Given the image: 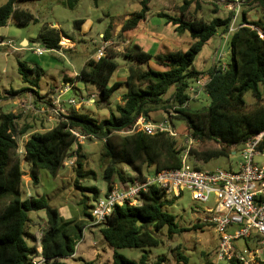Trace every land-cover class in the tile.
<instances>
[{
    "label": "trees",
    "instance_id": "obj_1",
    "mask_svg": "<svg viewBox=\"0 0 264 264\" xmlns=\"http://www.w3.org/2000/svg\"><path fill=\"white\" fill-rule=\"evenodd\" d=\"M34 1L38 0H8L0 6V28L6 27L10 21L17 26L36 22L34 15L21 6ZM59 2L65 8L74 10L81 0ZM149 4L150 0H141V10L129 16L122 26L121 35L136 30L141 22L147 20ZM192 6H197V10H192ZM245 6H256L264 11V0H247ZM200 9L198 1L184 0L177 13L158 15L178 35L189 33L194 42L185 52L151 53L134 44L126 48L124 53L117 54L107 47L104 57L98 60L90 58L76 76L68 77L65 74L58 89L50 88L52 96L46 97L39 92L45 71L39 66L30 68L26 62H19L20 75L32 86V89L25 91L33 94L37 107L39 104L45 105L43 109L49 111L53 108L55 95L68 84L74 89L77 84L96 86L102 104H109L112 95L122 86L126 87V93L122 96L123 103L117 106L116 114L112 113L107 120L98 121L72 108L57 116L55 125L44 132L37 131L30 124L21 126V116L16 113H0V264H31L33 258L39 256V249L42 250L41 257L45 264H66L64 261L72 259L77 244L83 240L91 213L85 212L87 220H66L44 198L22 199L23 164L29 166L31 182L38 185L42 170L54 177L59 174L66 161L72 157L70 152L74 145H77L73 161L74 171L78 175L77 185L79 179L94 176L92 172L83 170L82 145L77 142L72 131H78L88 140L104 141L102 168L108 183L107 192L114 187L115 177H118L121 187H127L134 179L144 178V169L150 172V168H154L161 172L181 167L178 139L164 134H124L140 116L151 118L153 113L164 112L170 115L171 120L183 121L185 131L194 140L203 145L211 142L218 144L219 148L193 149L190 152L191 165L197 170L199 168L194 161L207 164L215 159L229 158L231 148L242 146L264 133V22H249L244 12L242 24L229 40L231 62L224 66L214 65L202 73L194 68L198 54L220 29L223 35L229 33L232 16L226 19L215 17L207 22L199 16ZM83 24L82 20L76 21L75 27L80 29ZM112 28L110 25L101 34L103 40L108 41ZM64 38L68 39L53 27L43 29L38 35V40L46 50L56 52L63 49L61 42ZM119 56L128 62L127 77L123 83L116 81L111 84L119 68L115 61ZM151 62L163 71L142 67ZM200 77L209 78L204 93L209 97L210 105L192 109L189 103L194 98L189 90ZM172 87H175L174 93L164 100ZM248 93L254 98L251 110H246L248 105L245 95ZM8 94L17 96L20 92L11 91ZM171 111L174 116H171ZM22 138L26 140L23 141V153L20 154ZM260 149H264V138ZM119 165L129 166L134 177L128 179L117 169ZM87 190L92 193L94 201L102 195L95 187ZM179 198L169 199L162 190L151 188L142 195L140 205L115 208L106 223L98 226L104 241L113 250V264H149L147 256L134 262L119 254L118 250L158 247L162 244L164 231H167L170 239L188 231L180 228L175 217L164 211V207L173 205ZM85 203V200L81 202L83 205ZM42 210L46 211L47 221L38 238L30 235L26 228L31 222L29 213ZM28 238L32 240L31 245L27 242ZM175 250L178 264H188V258L179 251V247ZM162 262L160 259L155 264ZM227 264L240 263L233 259Z\"/></svg>",
    "mask_w": 264,
    "mask_h": 264
},
{
    "label": "rangeland",
    "instance_id": "obj_2",
    "mask_svg": "<svg viewBox=\"0 0 264 264\" xmlns=\"http://www.w3.org/2000/svg\"><path fill=\"white\" fill-rule=\"evenodd\" d=\"M7 1L0 0V6H3ZM183 1L150 0V12L147 20L141 22L136 30L122 35L121 29L125 21L129 19L130 15L141 10V0H81L74 10L62 6L59 0H38L21 4L24 9L29 10L34 15L36 22H32L28 26H17L10 21L6 27L0 28V113H16L21 116L19 122L21 126L30 124L40 132L47 131L55 125L50 118L54 114L52 112L42 114L41 110L45 105L39 104L37 107L33 94L25 91L32 89V86L29 82H25L20 75L19 62H26L30 68L39 66L45 71L39 92L48 97L53 95L49 91L50 88L58 89L62 85L65 74L79 73L90 58L96 59L98 49L102 46H107L117 54L124 53L126 48L134 44L140 45L145 51L151 53L185 52L190 44L194 42L189 33L178 35L171 26L165 24L164 19L158 16L160 13L168 15L177 13ZM194 1L199 2L201 9L198 10V14L207 22L212 21L215 17L226 19L232 15V12L225 7V3L220 0ZM228 1L237 2L236 0ZM195 7L192 6L191 9L195 10ZM243 9L242 12L241 9L239 11L237 22L234 25L235 28L242 24L244 12L249 22H264V11L261 8L245 6ZM79 20L84 21L80 29L75 27V22ZM110 25L113 26L112 32L108 41H105L102 39L101 34H104ZM47 27L57 28L68 38L62 40L61 46L64 48L59 52L46 50L38 40L39 33ZM221 34L222 30L220 29L198 54L194 62V68L197 71L206 73L212 68V62L215 59L216 66H224L231 62V55L229 54L231 35H226L227 39L225 41L221 40ZM25 41L29 42V46L24 43ZM67 42L72 44L71 47ZM37 48L44 50L42 56L34 53V49ZM115 61L119 68L114 74L111 84L116 81L123 83L127 77L128 62L121 56L117 57ZM142 67L163 71L153 62L144 64ZM192 86L195 87V83H192ZM11 91H18L20 94L11 96L8 94ZM174 91L175 87H172L164 96V100L169 99ZM125 93L126 87L122 86L112 95L109 104H102L96 86L88 85L86 89H80L76 85V88L65 94L63 99L67 110L73 108L82 115L104 121L109 119L112 113L116 114L117 106L123 103L122 96ZM92 94L96 96L94 103H84L82 101L89 100ZM70 99L75 100V106L67 103ZM245 100L248 105L246 110H251L254 107L253 96L248 93L245 95ZM81 102L83 104H80ZM189 104L192 109L206 108L210 105V99L203 92L192 99ZM167 116L169 115L159 111L153 113L151 119L162 121ZM172 124L179 132L185 133V123L183 121L174 119ZM25 140L26 138L20 140V154L23 153V141ZM182 140L183 138L179 140V143ZM81 145L83 170L84 172H92L94 176L79 179L77 185L78 175L74 171L75 165L71 164L75 161L77 149V145H74L70 152L72 157L66 161L59 174L54 177L47 171L42 170L38 185L31 182L28 176L29 166L23 164L22 199L44 198L51 207L59 210L64 219L87 220L85 212L90 214L96 205L92 193L87 189L95 187L103 195L108 191V183L104 179L102 168L104 141L84 140ZM213 148H219V145L211 142L199 145L196 149ZM240 149L241 146L231 148L229 158L215 159L207 164L200 162L199 169L203 171L229 170L230 168L237 170ZM234 152L235 154H233ZM255 162L260 167H264V155L257 156ZM117 169L122 171L128 179L134 177L133 170L127 165H119ZM154 171V168H150V172ZM144 173L148 174L149 172L144 169ZM113 182L114 186L120 184L118 177H115ZM78 186L81 188H78ZM215 199V196L211 195L209 201L204 203L197 201L191 192L183 191L182 196L175 200L173 205L164 207V211L175 217L180 228L188 231L182 236H175L171 239L167 236V231H164L161 237L162 244L158 247L126 248L118 250V253L134 262H139L142 256H147L149 264H155L160 259L163 261L162 264H178L175 249L179 247V251L188 258V264H216L219 234L207 222L208 210H216L217 208ZM83 200L86 201L84 205L81 204ZM29 219L31 222L27 224L26 231L30 235H36L40 238L46 227V211L30 212ZM90 224H92V221L88 219V226L84 230V238L78 243L77 255L64 261L66 264H113V250L104 241L98 225L89 226ZM237 230H239L238 227H231L228 229V233L234 235ZM27 242L29 245L32 244L30 238L27 239ZM247 244L253 246L252 239H240L235 242L240 251L246 249Z\"/></svg>",
    "mask_w": 264,
    "mask_h": 264
},
{
    "label": "built area",
    "instance_id": "obj_3",
    "mask_svg": "<svg viewBox=\"0 0 264 264\" xmlns=\"http://www.w3.org/2000/svg\"><path fill=\"white\" fill-rule=\"evenodd\" d=\"M225 7L233 14L229 33L226 34L232 35L237 30L234 25L240 7L236 3H227ZM106 49L107 46L98 49L97 60L106 55ZM34 53L42 56L44 50L37 48L34 49ZM208 82V77H200L195 87L192 86L189 90L192 98L203 93ZM73 89L72 85H66L54 98L52 110L42 108V114L52 112L54 115L50 118L55 122L57 116L65 113L63 96ZM95 97L94 94L89 100L82 101L94 103ZM67 103L72 106L76 105L74 99H70ZM174 115L172 112L171 116ZM169 116L162 121H153L151 118L140 116L131 129L124 134L142 132L149 136L164 134L172 139L181 140L183 138L178 145V150L181 151V167L177 170L149 172L141 180L134 179L127 187L115 185L95 201V208L91 212V225L99 226L106 223L117 207L140 205L142 195L148 193L151 188L162 190L169 199L181 197L183 191L186 190L191 192L197 201L204 203H207L209 197L214 195L217 208L208 210L207 222L219 234L216 264H227L233 259L238 260L240 264H264V167H260L255 162L257 156L264 155V149H260L264 133L253 137L241 146L237 170L232 168L213 171L197 170L191 165L190 152L203 144L194 140L187 131L179 132L173 126ZM72 134L75 135L79 144L88 140V137L81 135L78 131H72ZM71 164L73 165V162ZM194 164L199 168L200 162L194 161ZM231 227H238L239 230L231 235L228 233ZM240 239H252L254 246H247L246 249L240 251L235 245V242ZM41 251V249L38 250L39 256L33 258L31 264H45ZM77 252L78 244L72 258L77 255Z\"/></svg>",
    "mask_w": 264,
    "mask_h": 264
},
{
    "label": "crops",
    "instance_id": "obj_4",
    "mask_svg": "<svg viewBox=\"0 0 264 264\" xmlns=\"http://www.w3.org/2000/svg\"><path fill=\"white\" fill-rule=\"evenodd\" d=\"M221 2H224L225 4H227V3H236L237 5H239V7H240V9H241V12H242V9H243V7H244V4L246 3V1L247 0H236V1H238V2H233V1H228V0H220ZM224 9H226L225 7H224ZM244 10V9H243ZM232 14V13H231ZM214 15H216V14H214ZM231 16H233V15H231ZM236 22H237V20H236ZM238 28V27H237ZM101 37H102V35H101ZM220 38H221V40H225V38H226V35L224 36L223 35V33L221 34V36H220ZM65 41H68V40H65ZM24 43H27L28 44V46H29V42H24ZM23 43V44H24ZM67 43H69V47H71V43L70 42H67ZM28 46H24V47H28ZM64 48V47H63ZM96 60V59H95ZM215 61V60H214ZM212 62V65L214 66L216 63L215 62ZM212 66V67H213ZM75 74H77V73H75ZM75 74H73V75H71V74H66L68 77H73ZM78 85V88H80V89H86L87 87H85L84 85H81V84H77ZM92 95H94V94H92ZM63 108H64V111H65V113L68 111L67 110V108H66V106H65V104H63ZM233 154H235V152L233 153ZM89 226H92L91 224L89 225ZM254 242V240H252V243ZM247 245H249V244H247ZM250 246V245H249ZM254 246V245H253ZM252 246V247H253ZM251 247V246H250ZM218 248V247H217Z\"/></svg>",
    "mask_w": 264,
    "mask_h": 264
},
{
    "label": "water",
    "instance_id": "obj_5",
    "mask_svg": "<svg viewBox=\"0 0 264 264\" xmlns=\"http://www.w3.org/2000/svg\"><path fill=\"white\" fill-rule=\"evenodd\" d=\"M26 42V41H25Z\"/></svg>",
    "mask_w": 264,
    "mask_h": 264
}]
</instances>
